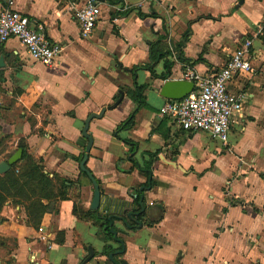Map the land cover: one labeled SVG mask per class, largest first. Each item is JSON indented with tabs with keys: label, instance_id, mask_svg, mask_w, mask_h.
<instances>
[{
	"label": "crops",
	"instance_id": "crops-1",
	"mask_svg": "<svg viewBox=\"0 0 264 264\" xmlns=\"http://www.w3.org/2000/svg\"><path fill=\"white\" fill-rule=\"evenodd\" d=\"M97 1L102 15L83 38L76 12L86 0H0L63 47L45 65L18 39L0 42V162L23 151L0 179L19 173L25 152L44 175L20 178L30 200L0 181V264H113L103 249L119 244L93 212L123 216L136 207L131 188L143 191L152 224L114 220L123 264H264V0ZM246 37L253 66L229 83L245 105L227 143L162 114L166 80L211 75ZM37 197L46 211L35 225L27 204Z\"/></svg>",
	"mask_w": 264,
	"mask_h": 264
},
{
	"label": "built area",
	"instance_id": "built-area-1",
	"mask_svg": "<svg viewBox=\"0 0 264 264\" xmlns=\"http://www.w3.org/2000/svg\"><path fill=\"white\" fill-rule=\"evenodd\" d=\"M128 9L127 5L117 6L112 20L117 22L119 13ZM101 15V4L97 0H86L85 5L77 10L76 18L83 38L91 37ZM260 33L261 30L255 35ZM10 38L18 39L32 59L45 65L54 63L63 50L61 44L49 40L40 29L33 27L28 17L5 6L0 10V42ZM253 60V39L246 37L224 66L211 75L202 76L186 69L184 79L194 82V90L180 100L167 99L162 114L171 117L186 131H204L227 143L232 119L245 105V93L232 92L228 86L238 74L251 71ZM41 239L46 241V235Z\"/></svg>",
	"mask_w": 264,
	"mask_h": 264
},
{
	"label": "trees",
	"instance_id": "trees-1",
	"mask_svg": "<svg viewBox=\"0 0 264 264\" xmlns=\"http://www.w3.org/2000/svg\"><path fill=\"white\" fill-rule=\"evenodd\" d=\"M117 0H110L111 3H115ZM153 58L157 59L158 57L153 56ZM171 68V63L168 61L166 62V70L167 72L162 75L164 79L168 78V73ZM153 72V70H152ZM144 87L137 86L134 91L131 92L132 98L136 100L138 105H142V90ZM134 113H132L128 119L123 123V126H129L133 122ZM128 144L132 145L133 148L136 147V143H134L130 139L125 140ZM25 150V147H24ZM133 150V149H132ZM20 171L19 173L15 172V168H13L10 173L6 174V177L1 178L0 181L4 183H9L11 185L17 184L18 186L22 187V191H20L19 195L23 198H27V200H30L32 195H29L28 192H25L24 185L29 184L27 182L21 183L20 185V178L22 176H30V177H37L40 178V180L44 179V175L42 173V167L38 164H36L33 159L27 154V152L24 153V156L22 160L20 161ZM150 167V164H148V168ZM16 174H19L16 176ZM62 180V179H61ZM62 186L67 187V180H62ZM153 181H150L146 186L153 185ZM130 194L134 196L135 198V204L136 207L125 213L123 216H119L116 214L108 213L109 211L105 209L104 211L101 210H95L93 212V219H96V221L100 224L101 230L100 234L105 235L106 238L111 239L119 244V247L115 248L110 244H106L103 249V253L106 255H113L112 262L113 264H123L121 260L116 258L115 253H119L123 250V239L117 235L118 230L114 227V220L115 219H122L129 230H136L140 227L151 225L152 223L146 218V203L143 199V191L131 188L129 190ZM63 193V192H62ZM60 193L61 195H64ZM46 211V206L41 202L40 197H37L34 201H32L31 204H27V214L30 218V223L37 225L40 223V220L43 217V214ZM85 217H89V214L85 215ZM92 217V216H90ZM112 230L116 231V234L112 232Z\"/></svg>",
	"mask_w": 264,
	"mask_h": 264
},
{
	"label": "water",
	"instance_id": "water-1",
	"mask_svg": "<svg viewBox=\"0 0 264 264\" xmlns=\"http://www.w3.org/2000/svg\"><path fill=\"white\" fill-rule=\"evenodd\" d=\"M195 88L194 82L186 79L166 80L160 90L163 97L167 99L180 100L191 93ZM22 149L17 150L8 161L0 162V172L8 170L14 163L22 157ZM100 192H95V208H98ZM114 234L116 231L112 230Z\"/></svg>",
	"mask_w": 264,
	"mask_h": 264
}]
</instances>
